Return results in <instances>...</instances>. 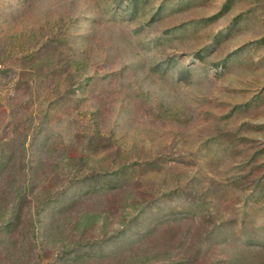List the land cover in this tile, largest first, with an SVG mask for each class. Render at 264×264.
I'll return each instance as SVG.
<instances>
[{"label":"rangeland","instance_id":"374dc122","mask_svg":"<svg viewBox=\"0 0 264 264\" xmlns=\"http://www.w3.org/2000/svg\"><path fill=\"white\" fill-rule=\"evenodd\" d=\"M0 264H264V0H0Z\"/></svg>","mask_w":264,"mask_h":264}]
</instances>
